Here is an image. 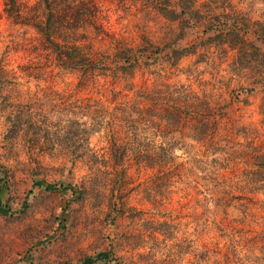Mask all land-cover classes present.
<instances>
[{"label": "rangeland", "instance_id": "374dc122", "mask_svg": "<svg viewBox=\"0 0 264 264\" xmlns=\"http://www.w3.org/2000/svg\"><path fill=\"white\" fill-rule=\"evenodd\" d=\"M15 3L0 0V264H80L109 247L116 260L94 264H254L264 247V0ZM48 19L58 43L167 48L135 70L132 90L107 76L105 88L98 76L78 84L35 27ZM161 80L197 96L193 125L217 115L197 142L183 133L173 172L159 156L136 161L152 127L135 119L123 133L115 119L120 102L146 104L136 93ZM192 155L214 225L200 221L203 195L186 182Z\"/></svg>", "mask_w": 264, "mask_h": 264}, {"label": "trees", "instance_id": "16d2710c", "mask_svg": "<svg viewBox=\"0 0 264 264\" xmlns=\"http://www.w3.org/2000/svg\"><path fill=\"white\" fill-rule=\"evenodd\" d=\"M12 8L17 10L15 5V0H8ZM35 27L37 30L45 36V39L49 41L52 45V51L55 54V63L60 69L70 70L78 72V84L84 78L99 77L103 81L101 87H108L111 83L117 82L119 87L123 90H132L134 87L133 76L137 69L148 68L153 64V60H156L159 53L164 52L166 46L161 47L152 44H141L136 49L126 46L121 41H115V46L111 53L104 51H93L90 47L79 45L76 43H58L53 41L50 36V32L54 27V23L48 19L44 24L36 23ZM113 40H115L113 38ZM90 49V50H88ZM171 54H179L178 48L170 49ZM165 55V53H164ZM156 58V59H155ZM149 73H155V71H149ZM156 75L163 79L164 75L161 72H156ZM106 76L110 81L106 80ZM162 81V80H161ZM98 81L95 82V84ZM94 84V85H95ZM109 84V85H108ZM136 97L144 100L146 104L142 105L141 102L134 101H122L117 107V115L115 119L118 121V125L122 127V132L127 133L128 129L133 126L135 119L144 124H148L152 127L151 135L153 137L151 147L147 149H138L137 151V163H143L144 165L153 166V157L159 156V160H163L165 164L168 165L169 170L167 172H173V163L177 164L180 157L176 153L177 150H184L186 141L183 139V133L189 134L190 138L197 142L198 134H203L204 132H209L208 135L214 130L217 119L215 116L208 115L212 117L210 122H206L209 118L207 117L205 121H202L201 127L193 125L192 121L195 118L194 105L197 100V96L193 91L188 90L183 84L171 85L164 83H155L150 89H144L136 93ZM159 106V107H158ZM219 114V113H218ZM185 119L187 122L188 130H184ZM209 120V119H208ZM37 128H41L40 124H35ZM126 139H124L121 144H126ZM191 164L185 163L183 166L186 171V182L189 187L194 189L196 193L203 195L204 203H201L202 216L200 221L202 223L209 216H213L210 220L214 225V213L216 205L211 199L210 188L207 185L208 180H202L203 177H197L196 172L201 171V167L198 164L197 158L192 155ZM178 164H181L178 161ZM123 168V167H122ZM125 171V169H124ZM193 173V177L189 174ZM196 177V178H194ZM188 178V179H187ZM42 184V183H41ZM46 189H52V185L48 184ZM70 188L72 193L75 194V187ZM65 188V189H67ZM204 193L208 194L205 195ZM79 196H82L81 194ZM1 203V199H0ZM114 203V200H113ZM115 212L118 214H123L125 212L124 208L119 206H114ZM0 211L2 213L6 212V209L0 206ZM8 212V211H7ZM112 220L115 216L111 217ZM208 226V222L206 223ZM205 225V224H204ZM203 225V226H204ZM220 236H225V233H219ZM110 247L108 250L100 251L94 256H88L84 258L80 264H94L97 261L112 262L116 260L114 258V253L111 251ZM224 260L227 261V253L223 254ZM254 264H260L261 261L264 262V247L260 253L252 254Z\"/></svg>", "mask_w": 264, "mask_h": 264}]
</instances>
